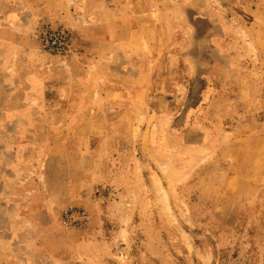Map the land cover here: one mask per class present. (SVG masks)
Returning <instances> with one entry per match:
<instances>
[{
  "label": "rangeland",
  "instance_id": "1",
  "mask_svg": "<svg viewBox=\"0 0 264 264\" xmlns=\"http://www.w3.org/2000/svg\"><path fill=\"white\" fill-rule=\"evenodd\" d=\"M156 1L136 60H80L103 30L37 23L71 51L42 50L35 29L40 59L18 109H0V264H264V29L212 1ZM67 206L86 229L60 225Z\"/></svg>",
  "mask_w": 264,
  "mask_h": 264
},
{
  "label": "crops",
  "instance_id": "2",
  "mask_svg": "<svg viewBox=\"0 0 264 264\" xmlns=\"http://www.w3.org/2000/svg\"><path fill=\"white\" fill-rule=\"evenodd\" d=\"M88 0H0V109L15 111L18 109L19 99L16 82L26 77H31L36 55L34 44L30 35L35 31L40 20L62 22L69 27L76 29L83 28L90 30L104 31V39L101 46L93 47L94 44L86 45V51L80 60H86L88 56L97 58L112 64L120 61L121 57L129 60H136L139 56L129 51L148 44L145 38L146 31L154 30L159 22L160 9L158 1L148 0H104L107 2L97 11ZM90 1V0H89ZM211 8L212 2L219 9L228 10L233 14H247L254 18V25L264 29V0H204ZM212 1V2H211ZM85 3L84 5H81ZM155 3V4H154ZM171 3V4H170ZM175 8V0L169 1V6ZM82 6V7H81ZM96 10V11H94ZM211 10V9H210ZM208 10V11H210ZM223 12L222 10H220ZM95 12L99 17L92 18ZM151 24V26L149 25ZM155 25V26H154ZM154 26V27H152ZM102 28V29H101ZM80 31V32H81ZM264 36V34H263ZM101 42V41H100ZM75 46V43H74ZM40 59V55L36 56ZM74 62V56L71 57ZM130 58V59H129ZM139 58V57H138ZM60 61V58L58 59ZM76 61V60H75ZM62 62V59H61ZM70 66L72 67V64ZM59 65H64L59 63ZM68 66V65H67ZM88 67V66H87ZM85 67L84 69H86ZM49 68V67H47ZM115 73L118 71L114 67ZM88 70V69H87ZM46 71V68L43 70ZM42 71V72H43ZM52 72L45 75L35 71L41 79L47 78ZM120 75L121 70L118 72ZM122 77V76H121ZM20 85V84H19ZM25 92V90H23ZM117 96L118 91L111 92ZM6 97V98H5Z\"/></svg>",
  "mask_w": 264,
  "mask_h": 264
},
{
  "label": "built area",
  "instance_id": "3",
  "mask_svg": "<svg viewBox=\"0 0 264 264\" xmlns=\"http://www.w3.org/2000/svg\"><path fill=\"white\" fill-rule=\"evenodd\" d=\"M36 39L44 51L60 56H68L71 51V37L67 30L50 26L41 21L36 28ZM59 223L65 229L84 230L89 226L90 217L82 207L67 206L59 211Z\"/></svg>",
  "mask_w": 264,
  "mask_h": 264
}]
</instances>
